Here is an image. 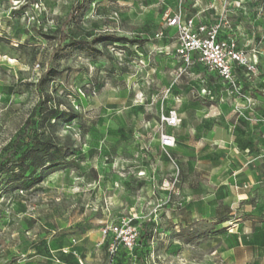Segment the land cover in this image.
<instances>
[{"label": "rangeland", "instance_id": "obj_1", "mask_svg": "<svg viewBox=\"0 0 264 264\" xmlns=\"http://www.w3.org/2000/svg\"><path fill=\"white\" fill-rule=\"evenodd\" d=\"M175 16L246 56L233 82L181 62ZM47 70L71 150L0 176V264H264V0H0V155ZM162 109L182 118L169 152ZM123 224L139 234L128 255L105 235Z\"/></svg>", "mask_w": 264, "mask_h": 264}, {"label": "built area", "instance_id": "obj_2", "mask_svg": "<svg viewBox=\"0 0 264 264\" xmlns=\"http://www.w3.org/2000/svg\"><path fill=\"white\" fill-rule=\"evenodd\" d=\"M171 26L179 32L177 56L187 67H203L209 73L219 76L224 82H233L236 66L246 65V56L239 52L227 39L219 37V31L206 25L196 27L193 19L182 20L175 16ZM182 124L176 109L161 110L159 117V146L165 152L173 150L178 144L175 130ZM105 235L111 238L110 250L116 253L117 244L128 252L137 247L139 234L129 225H113L105 230Z\"/></svg>", "mask_w": 264, "mask_h": 264}, {"label": "trees", "instance_id": "obj_3", "mask_svg": "<svg viewBox=\"0 0 264 264\" xmlns=\"http://www.w3.org/2000/svg\"><path fill=\"white\" fill-rule=\"evenodd\" d=\"M77 19V9L73 8L67 20L60 29V46L70 38L69 26ZM52 73L47 70L36 88L40 91L41 98L32 110L24 127L15 135L14 139L7 143L0 155V176L7 172H13V181L20 182L29 173L30 177L36 173L46 172L53 167L64 165L71 148L55 141L54 127L60 115L57 110L48 106L49 100L43 96V86ZM125 250V249H124ZM127 255L129 254L125 250Z\"/></svg>", "mask_w": 264, "mask_h": 264}, {"label": "crops", "instance_id": "obj_4", "mask_svg": "<svg viewBox=\"0 0 264 264\" xmlns=\"http://www.w3.org/2000/svg\"><path fill=\"white\" fill-rule=\"evenodd\" d=\"M196 69L202 71V70H203V67H196ZM200 71H199V72H200ZM177 138H178V137H177ZM178 143H179V138H178Z\"/></svg>", "mask_w": 264, "mask_h": 264}]
</instances>
